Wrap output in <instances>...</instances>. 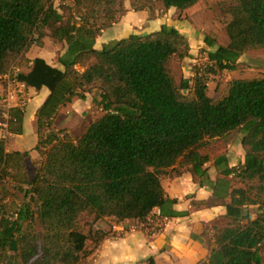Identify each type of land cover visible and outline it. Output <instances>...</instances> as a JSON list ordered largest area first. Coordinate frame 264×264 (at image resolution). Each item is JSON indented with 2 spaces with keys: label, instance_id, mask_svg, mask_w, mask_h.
<instances>
[{
  "label": "trees",
  "instance_id": "1",
  "mask_svg": "<svg viewBox=\"0 0 264 264\" xmlns=\"http://www.w3.org/2000/svg\"><path fill=\"white\" fill-rule=\"evenodd\" d=\"M126 1L0 0V74L47 34L67 44L58 54L66 69L37 112L39 157L9 149L0 135V263L87 264L107 235L95 227L106 216L142 220L156 206L166 212L174 199L162 176L178 164L211 187L202 203L227 206V224L216 227L209 256L195 264H264V75L232 77L219 97L221 79L210 86L245 53L264 52V0H130L150 17L176 6L180 18H205L207 10V19L223 21L224 39L206 33L200 50L214 62L201 67L194 59L191 70L189 37L171 24L95 47ZM86 52L97 60L80 70ZM88 94L102 111L83 132L51 127L63 103ZM13 116L11 131H22L24 111ZM238 137L245 155L232 164L228 150ZM145 264L158 262L150 256Z\"/></svg>",
  "mask_w": 264,
  "mask_h": 264
},
{
  "label": "crops",
  "instance_id": "2",
  "mask_svg": "<svg viewBox=\"0 0 264 264\" xmlns=\"http://www.w3.org/2000/svg\"><path fill=\"white\" fill-rule=\"evenodd\" d=\"M126 5L128 9L123 16L97 35L96 48L114 44L132 33L152 32L160 29L163 24L174 25L181 31L187 28L195 32V40L188 36L191 53L194 57L202 48L208 47L205 40L206 33L201 25H198L197 16L180 18L177 16L178 8L172 6L167 10L159 9L156 16L150 17L149 9L136 10L132 7L130 0L126 1ZM66 47L67 44L47 34L43 37L42 44H30L24 53V58L15 62L29 80L31 97L24 109L19 108L24 111L22 131L5 132L4 134L3 129H0V135L6 136L8 145L15 144L12 148L8 146L9 149H29L31 153L33 151L30 149L31 145L36 149L35 145L39 139L37 112L50 95L54 81L66 69L65 65L58 60V54L63 53ZM250 55L249 53L243 55L246 61L249 60ZM194 57L185 60L184 64L188 70H191ZM242 57L240 64L244 62L241 60ZM96 60L97 56L94 52H86L77 67L84 70ZM225 69L216 75L222 74L223 76ZM71 102L73 103L71 108L76 110L80 109L78 106L83 102L96 106L92 94H88L86 97L73 95L71 100L59 107L53 121L61 113L62 107ZM62 126L61 128H64L68 124ZM54 129L59 130L58 128ZM244 155L245 149L238 137L229 146L230 162L232 164L239 163ZM210 173L213 179L218 176L219 172L216 166L210 168ZM162 182L168 196L174 199V202L166 207V212L160 215L158 208L155 207L142 220L120 219L113 215L106 216L95 227L104 230L107 235L96 250L91 253L87 264H145V260L150 256H154L158 264H195L209 256L212 247L211 238H214L216 227L228 222L225 217L226 204L208 205L202 203L201 201L210 198L211 187L196 181L192 172L185 166L176 164L170 167L162 176ZM165 216H169V218H165ZM159 221H162V227L158 232H152L153 224Z\"/></svg>",
  "mask_w": 264,
  "mask_h": 264
},
{
  "label": "rangeland",
  "instance_id": "3",
  "mask_svg": "<svg viewBox=\"0 0 264 264\" xmlns=\"http://www.w3.org/2000/svg\"><path fill=\"white\" fill-rule=\"evenodd\" d=\"M200 9L201 7L199 4L198 6L190 9V11L199 12ZM208 13L209 12L207 10L204 11L205 18L201 15L197 16L198 19L197 18L196 19L198 20L197 21V23H199L198 25H201L205 33L211 32L215 34L219 40L220 39L223 40L225 37L224 29H221L223 21L219 18L207 19L206 17ZM204 19H206V21H204ZM182 32H184L187 36H191L192 39L195 38V32L191 31L190 29L186 28ZM249 54H251L249 57V60L246 61L245 56H243L241 60L244 62L239 64V66L236 69L226 68L224 70V75L222 76V78H220L218 75L212 76V79L210 80V86H211L212 91L215 90L217 86V81L221 79L220 89L217 92L218 97L223 93V89L225 88L228 80L231 79L232 77H235V76L254 77V76L264 75V52H249ZM22 72H23V75L28 80L24 71ZM28 84H29V80H28ZM71 107H73L72 102L62 107L61 113H59L56 119L53 121V128L59 129L63 127L62 125L68 124V126H64L68 129V131L72 132L73 134H79L83 132V130L86 129L89 123L93 119H95L102 111L101 108L96 107L94 105H88L86 102H83V104H80L78 106V108H80L79 110H76L75 108H71ZM28 145H31V144H28ZM8 146L12 148L15 146V144L10 143ZM31 146L29 147H31L30 149L33 150L32 151L33 157L38 158L40 155V152L37 149H34L33 145ZM31 159L29 160V164H28L30 172L29 171L28 172L32 174L34 171V164ZM82 222L84 224L86 223L84 218ZM87 227L89 228L88 224H86L85 226L86 232L88 231ZM37 231L39 232V234L43 233V223L41 219H38L37 221Z\"/></svg>",
  "mask_w": 264,
  "mask_h": 264
},
{
  "label": "built area",
  "instance_id": "4",
  "mask_svg": "<svg viewBox=\"0 0 264 264\" xmlns=\"http://www.w3.org/2000/svg\"><path fill=\"white\" fill-rule=\"evenodd\" d=\"M78 17L81 19L80 16ZM195 60L201 67H206L214 62L206 50L199 51ZM30 97L28 80L17 63H14L6 73L0 74V129H3L4 134L5 132H12L10 129L11 122L15 119L13 110L16 107L24 109ZM156 207L158 208V214H164L160 206ZM113 216L118 218L115 215ZM165 218H169V216H165ZM161 227L162 221H159L153 224L151 230L152 232H158Z\"/></svg>",
  "mask_w": 264,
  "mask_h": 264
},
{
  "label": "water",
  "instance_id": "5",
  "mask_svg": "<svg viewBox=\"0 0 264 264\" xmlns=\"http://www.w3.org/2000/svg\"><path fill=\"white\" fill-rule=\"evenodd\" d=\"M188 90H189L188 88H185V89H184L185 92H188Z\"/></svg>",
  "mask_w": 264,
  "mask_h": 264
}]
</instances>
